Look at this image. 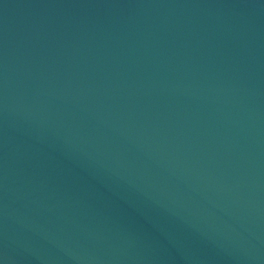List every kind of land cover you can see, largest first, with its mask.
Returning <instances> with one entry per match:
<instances>
[{
	"label": "water",
	"instance_id": "obj_1",
	"mask_svg": "<svg viewBox=\"0 0 264 264\" xmlns=\"http://www.w3.org/2000/svg\"><path fill=\"white\" fill-rule=\"evenodd\" d=\"M4 264H264V0H0Z\"/></svg>",
	"mask_w": 264,
	"mask_h": 264
},
{
	"label": "snow or ice",
	"instance_id": "obj_2",
	"mask_svg": "<svg viewBox=\"0 0 264 264\" xmlns=\"http://www.w3.org/2000/svg\"><path fill=\"white\" fill-rule=\"evenodd\" d=\"M0 264H4V261L2 259H0Z\"/></svg>",
	"mask_w": 264,
	"mask_h": 264
}]
</instances>
